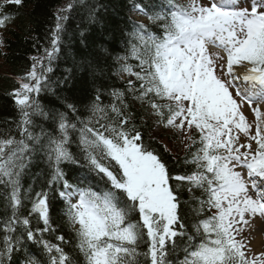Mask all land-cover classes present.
Returning <instances> with one entry per match:
<instances>
[{
	"label": "snow or ice",
	"instance_id": "obj_1",
	"mask_svg": "<svg viewBox=\"0 0 264 264\" xmlns=\"http://www.w3.org/2000/svg\"><path fill=\"white\" fill-rule=\"evenodd\" d=\"M22 3L4 0L0 4V28L15 19L4 8ZM131 7L161 34L130 21L139 41L131 49L139 60V71L126 64L122 67L136 77L139 87L129 79L128 89L165 128L189 140L193 131L199 133L200 147L192 156L195 170L170 174L159 154L143 144L141 133L128 127L132 116L126 111L124 94L115 89L111 95L121 107L114 102L111 111L117 119L97 121L98 127L80 121L79 157L68 150L69 130L77 128L69 114L79 115L76 98L61 95L71 72L53 82L47 75L51 67L42 61L46 58L50 64L60 50L63 21L68 18L64 13L73 8L69 4L56 15L51 48L45 49V57L33 58L26 77L31 83H21L14 92L19 138L10 132L0 136V185L4 187L0 196L6 211L0 229V264H12V253L26 242L41 245L49 254V264H72L62 247L43 238L44 232L52 230L50 193L67 205L65 216L87 264H173L169 256L178 247L176 238L187 235L178 212L180 201L170 185L173 179L187 182L190 192L202 191L206 199H200L197 213L205 204L209 211L215 209L193 225L195 235H187L179 264H264V252L255 255L243 236L248 217H259L264 223V0H210L207 4L135 0ZM97 16L93 5L89 21L95 22ZM80 35L84 38V32ZM209 46L220 51L210 54ZM102 87L93 88L95 96L85 105L93 114L104 111ZM42 90L51 92L56 97L53 103L60 107L45 110L32 96ZM245 109L252 114L251 120ZM34 116L51 119L54 133L37 134ZM34 160L46 163L48 176L42 190L28 197V216L36 214L44 225L32 229L30 219L20 216V208L21 177ZM63 163L76 165L81 173L70 178ZM142 243L147 248L144 253L139 251ZM23 264L41 262L28 256Z\"/></svg>",
	"mask_w": 264,
	"mask_h": 264
},
{
	"label": "trees",
	"instance_id": "obj_2",
	"mask_svg": "<svg viewBox=\"0 0 264 264\" xmlns=\"http://www.w3.org/2000/svg\"><path fill=\"white\" fill-rule=\"evenodd\" d=\"M134 2L135 0H23L22 5L18 7L12 4L7 5L4 11L12 13L15 19L9 22L6 28H1L0 32V66L2 68H0V136L10 132L17 139L19 138L17 123L20 114L11 91L17 88V78V80L28 81L26 75L32 69L33 58L45 57V49L51 48V32L55 28L58 11L72 4L73 8L64 13L68 18L63 21L64 32L60 50L50 64L46 58L42 61L45 67H51L52 71L47 75L53 82L63 80L71 72L72 79L68 85L61 86V95L76 98L79 115L69 114L71 122L76 123L77 128L69 130L68 150L79 157L81 151L79 129L82 127L80 121H91L92 125L98 127L97 121L110 123L117 119L111 111V105L114 102L117 107H121L111 95L115 89L124 94V100L128 106L126 111L132 116L128 127H135L141 133L143 144L159 154L170 174L174 177L190 174L195 170L192 156L199 145L194 144L183 154H172L166 150L160 140L152 137L153 125L159 123L158 117L135 100L133 93L128 89L129 79L139 87L136 77L132 75V78L123 71L122 67L126 64L133 72L139 71V60L131 52L133 44H139L133 35L135 31L133 24L130 23L134 21L129 19L131 5ZM152 2L153 0H143L144 4ZM164 2L166 0H155L157 4ZM0 4L3 3L0 2ZM93 5L98 16L95 22H90L89 11ZM144 25L153 34H161V30L148 18ZM81 32H84V38L81 37ZM89 64L92 65L91 68L88 67ZM39 69L40 65H37V71ZM121 73L126 74V81L119 79ZM13 76L16 78H12ZM101 84L103 87L100 88V104L104 111L93 114L85 105H89L95 96L93 88L100 87ZM32 96L45 110L60 107L59 103H53L56 97L49 91L42 90L38 95L33 93ZM32 119L35 123L34 131L37 134L42 130L45 134L54 133L56 125L51 119L40 116H34ZM61 167L70 178L81 173V169L70 163H63ZM47 176L46 163L43 160H34L28 171L21 177L23 200L20 208L21 217H28L31 208L28 197L34 198L35 192L42 190V187L46 185ZM170 185L176 191L180 201L178 212L181 222L185 225L184 231L187 235H195L193 225L198 223L201 217L206 218L211 215L207 204L204 205L203 211L199 213L196 211L201 207L200 199H206V197L198 189L190 192L186 183L171 180ZM3 192L4 187L0 185V193ZM49 200L51 231L54 239L63 236L60 247L69 255L72 264H87L83 253L79 251L76 233H72L69 229V221L65 216L66 207L57 200L54 193H50ZM7 214L10 215V210ZM5 219L6 211L0 196V229L3 228L2 222ZM37 223L38 221L30 219L31 225H37ZM17 228L22 230L21 227ZM15 234L19 235V232ZM187 235L176 240L178 247L169 256L173 264H179V261L184 258L182 249L188 243ZM2 237L3 232L0 231V239ZM139 251L141 253L147 251L144 243L140 245ZM19 253L22 259L32 256L44 264L42 255L46 253L34 251V247L27 242ZM139 259L142 262L145 257L141 255Z\"/></svg>",
	"mask_w": 264,
	"mask_h": 264
},
{
	"label": "rangeland",
	"instance_id": "obj_3",
	"mask_svg": "<svg viewBox=\"0 0 264 264\" xmlns=\"http://www.w3.org/2000/svg\"><path fill=\"white\" fill-rule=\"evenodd\" d=\"M184 2H188V0H184ZM201 2L207 4L210 2V0H201ZM245 116L248 117L249 120H251V113L248 109H245V112H244ZM164 136H166L167 139H172V132L170 131H167L166 133H164ZM242 136V134H241ZM180 137V143H183V142H186L187 141V138L185 136H181L179 135ZM174 141V140H173ZM176 143L175 144H170L168 143L167 145L170 146L172 148V151H175V150H182L184 148V144H179L178 141H175ZM177 145V146H175ZM250 223L249 225H246V226H243L244 227V233H243V236L246 237L245 239V243L248 244L250 246V248L253 250L254 254L255 255H259V253L261 252H264V240H257L255 239V234L252 233L251 231V223L253 220L255 219H261L259 217H256V218H253V217H248ZM262 222V221H261ZM253 241H257L258 243V248L256 250L253 249Z\"/></svg>",
	"mask_w": 264,
	"mask_h": 264
},
{
	"label": "bare ground",
	"instance_id": "obj_4",
	"mask_svg": "<svg viewBox=\"0 0 264 264\" xmlns=\"http://www.w3.org/2000/svg\"><path fill=\"white\" fill-rule=\"evenodd\" d=\"M251 231L255 234V238L258 240L264 238V225L259 221H252L251 223ZM258 242L253 241V249L256 250L258 248Z\"/></svg>",
	"mask_w": 264,
	"mask_h": 264
}]
</instances>
